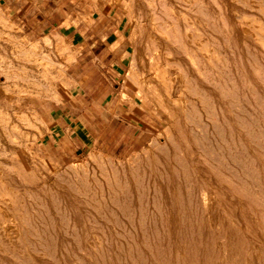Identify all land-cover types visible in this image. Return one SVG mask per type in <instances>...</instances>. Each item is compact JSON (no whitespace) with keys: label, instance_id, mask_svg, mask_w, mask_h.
Wrapping results in <instances>:
<instances>
[{"label":"rangeland","instance_id":"obj_1","mask_svg":"<svg viewBox=\"0 0 264 264\" xmlns=\"http://www.w3.org/2000/svg\"><path fill=\"white\" fill-rule=\"evenodd\" d=\"M177 1L0 0V264H9L6 263L8 261L10 264H28V262L34 261L33 263L31 262L34 264L36 263L35 260H37V263L40 260L39 264H154L152 262H155V264H189V261L190 263L192 262L191 264H195L194 260L197 262L196 264H216L215 252L216 254L218 253V248L212 241L213 237L209 234L207 236L201 233L198 229L197 231L193 229V235L197 236L194 242L192 241L194 239L191 238L193 235H189L191 233L189 232L190 229L184 228L185 232H188L186 234L187 236L189 235V240L190 238L191 240H187L188 243H184L186 241L184 239L181 240L183 243L180 240L172 241L170 238L174 237L175 234L185 235V233L179 234L180 229H175L171 226H167L169 232L161 234L157 231V234L155 230L161 226L159 221L163 216H160V213L162 214L163 210L167 212L165 208L169 205V202L165 198L160 199V201H154L153 198L156 194H151V196L147 195L146 197L147 204L149 203L151 206L148 204V207L145 204L142 207L135 201L133 195L139 198L140 190L142 191L141 193L149 194L148 190L143 192L140 186L142 182L150 181L149 178H152L151 181L154 180L155 185L153 184V188H161L160 183L156 182L157 176L154 175V168L160 163H154L152 166L153 163L146 164L144 162L152 158L150 155L153 156L157 152L158 147L166 146V137L174 135L176 132V138H179L184 147L187 146L190 150L187 149L188 151L186 152L188 153L185 152L188 156L185 153L183 155L182 152L179 153L183 157L182 159H184L185 155V158L188 157L186 158V161H188L190 152L194 150V156L195 154L198 155H196L197 157L204 155L203 157L213 161V163H219V169H221V159L219 158V161L217 157H220L218 146L222 144V141L219 140L221 134L220 126H218L219 122H217L215 114L219 109L217 107L221 103L227 106L225 103L229 100H234V103L237 104L240 102L239 100L243 101L245 98L244 103L242 102L243 104H237L241 106V109L239 106H234L235 108L237 107L235 109L236 112H239L244 117L248 114V105L251 106L253 104V108L251 106L250 111L255 112L257 116L253 112L251 117L248 114L250 118L246 115L248 120L245 118L242 121L238 120V126H240L241 134L244 136L251 134L253 129L251 135L254 136V131L256 130L257 132L259 130L260 133H256L257 137L249 135L252 138H250V145L253 144L252 147L258 148L257 153L261 154L260 151L264 152V145L262 146L264 135L261 132H264V114L262 112L264 110V66H261L264 64V56H262L264 49H257L256 47L259 46H255V44L257 45V40L255 39L264 40V0H257V2L254 0V3H258L256 8H250L244 2H239L238 0H223L225 4L226 2L228 3L227 5L222 3V0H179L178 3ZM229 1L234 3V6L232 4V6L229 5ZM188 3L193 5V8L190 9L192 10V13H189L190 17L184 16ZM179 4L180 6H178ZM236 6H240L238 9L242 10H236ZM200 7L206 12L202 14L201 20L207 26L211 25V23L212 25H217V29L220 26L218 29L219 35L228 36L229 29L232 32L231 27H235L236 31L232 32V34L230 33L229 39L221 41L211 37L218 33L208 30L205 34L202 31L194 30L192 27L198 26L195 22H198V24L201 22L200 18L197 20L200 15L196 16ZM227 12H229L228 15ZM244 12L247 15H243ZM207 16L208 18H206ZM42 17L47 18V24L40 22ZM254 17L255 19H253ZM227 20L230 21L227 22ZM162 25L163 27L165 26L166 31L162 28ZM243 26H250L248 32H242L241 28ZM93 35L96 37L94 40L85 38ZM236 35L241 37L239 42L242 45H239L235 51L232 43L235 45ZM247 35L251 36L252 41L244 40ZM163 42L166 43L164 44ZM166 46L167 49L172 47L173 50L172 48L166 50ZM231 46L232 48H230ZM80 48H85L83 50L84 53H87L88 49L93 48L99 55L86 56L83 54L79 56ZM237 50L245 55L243 56L239 52V54L236 53ZM259 50L262 52H259ZM165 52H169L168 56L165 55ZM181 54H183V58ZM234 54H237V56L235 57ZM241 55L242 58L240 57ZM177 56L178 59L181 58L178 60ZM195 56L199 57L203 62V74H207V78L213 82L212 96L216 93V90L218 91V95L216 93V97L215 95L213 96L214 101L212 102H207L203 95L193 96L189 99L181 90L185 88L188 93L189 90L187 88L191 89V85H194L191 82L190 75L192 72L195 75L191 65V61ZM91 59L95 61V64H93ZM183 60H186L187 64ZM96 65L99 68H96ZM244 66L247 69L246 71H244L245 69L243 70ZM248 70H251L249 74L251 75V80H248ZM243 72L246 73L243 74ZM227 74L228 76H226ZM235 75L238 80H236ZM224 77L227 78V81H225ZM260 77L263 78L261 79ZM246 78L248 79L246 80ZM231 79H233L232 82ZM253 80L257 84L259 82L260 85L258 88V85L254 82L255 94L258 92L257 90L263 89V91H260L261 93L258 92L261 98H259L258 94L257 97L255 94L254 98L251 97L253 96L251 91L254 88H250V84ZM229 84L232 85L230 86ZM206 85L211 86V83L208 81ZM220 86L229 92V96H225ZM233 86L238 87L237 91H234L235 88ZM241 86H244V88H241ZM245 87H248L250 93L246 92L248 89ZM155 88L158 89L156 90ZM242 89H246V91L243 90L244 95ZM247 93L249 96L251 95V98ZM217 96H219L218 98L221 97L218 101ZM193 98L195 99L193 100ZM206 102L207 105L213 108L212 110L215 108V111H211L212 114L207 115L206 107L204 108ZM191 104L195 105V107L199 105L196 109L198 111V108H200L199 110L202 111L196 113L195 109L191 112L188 110ZM232 106L230 105V109ZM254 106L257 107V110ZM242 110H245L246 113L245 111L243 113ZM257 111H260L261 117L258 116ZM213 113L215 114L213 115ZM204 114L206 116H203ZM211 115L213 116L211 117ZM195 117L198 121L194 119ZM238 117L239 115H237V119H241V117ZM258 118L259 121L262 120V123L261 121L258 122ZM204 120H207V124L209 122L217 126H215L216 128L214 126L210 128V134L212 132L217 133L210 135L214 137L208 136L211 141L206 137L207 129L205 128L206 132H203L202 127H199L205 124ZM245 120H250V123L246 122L248 126L244 125ZM196 121L197 123L195 124ZM256 122L258 123L256 124ZM250 124L252 129L249 126ZM196 125H199L198 127L201 129L198 130ZM256 126H259L257 127L258 130ZM242 127H247L245 131L249 129V133L246 131V134ZM262 127L263 129H261ZM200 130L201 134H198ZM194 135H196L195 139L197 138L198 141L200 139L199 145H197L198 141L194 140ZM200 135L204 136L203 139H201ZM262 137L263 140H261ZM259 139L261 143L263 142L262 144L258 143ZM188 142H193L190 144L191 146L194 145V148L190 144H186ZM211 142L218 145L214 144V146ZM204 144L207 145L205 146ZM203 145L207 148H203ZM207 149H209V153H207ZM150 152L151 154H149ZM263 152L261 155L264 157ZM231 160L228 161V164H226V160V163L223 162L226 165L223 168H227L228 165L227 169H229V171L227 169L222 171L223 173L226 172L229 176H236L235 173H232L235 172L234 168L236 166L239 169L238 172H244V162L240 163V161H235L236 159ZM201 161H203V158L200 159V163ZM237 162L240 165H236ZM229 163L232 166L230 167L231 169L229 168ZM140 166L142 168L139 171L141 176L139 172L133 174ZM252 167L256 170L259 168V164L253 163ZM107 169H117L118 175L116 178L122 181L123 185L129 184L131 190H134L132 192L136 193L130 192L132 196L128 194L129 197H127L128 195L125 196L124 193L118 195L117 199L125 201L126 204L128 203L127 207L123 206L124 202L122 204L121 201L120 205H117L116 202L112 204L113 201L111 202L107 192H104L108 190L106 184L103 183L102 191L98 187L96 190L92 189L96 187L98 178L100 180L105 179V173L109 172ZM149 171L151 174H149ZM123 173L128 174V181ZM240 173H237V176ZM243 174H240V176ZM242 177L245 178V176ZM254 177L255 174L252 176V186L258 190L264 189L263 183L261 184L259 180L260 175L258 176L259 183L253 180ZM83 182L96 194L92 195L90 191L83 189L81 186ZM147 187L148 185H146ZM99 193L105 195V197ZM94 195L98 198H93ZM120 196H122V199H120ZM127 198L129 199L127 200ZM227 200L230 199L228 198ZM244 200H242L243 204ZM162 201L167 205L165 206L161 203ZM239 202L241 201L239 200ZM93 203L96 204L94 205ZM114 204H116V207H121L122 205L124 209L116 208ZM157 204H160L159 208L162 207V209L157 208ZM258 204L261 210L260 214L264 215V206L261 205H264V203L259 201ZM137 207L139 209L135 211ZM245 207L239 206L237 208L241 209L242 212L237 209L235 210L236 212L233 210L231 212L228 208V212L225 209L221 212L222 217L220 218L222 221L230 218L237 220L231 223L228 221L230 223L229 228L231 225L232 233H234L235 225L236 228L239 226L243 230V227H245L247 230L246 224H242L243 220L241 219H244V216L241 213L251 217V220L247 219V221L252 222H248L250 223L249 229L253 227L255 229L252 230L257 232L256 229L258 227L256 224L259 220H262L257 216L254 217L252 210L248 207V213H244ZM238 211L241 215L238 214ZM143 213L151 214L146 215L147 217L145 218ZM154 213H158L156 214L158 216L156 217ZM250 213L253 215L250 216ZM166 217L169 221L168 216ZM141 223H143V226ZM254 223L255 225L252 226ZM211 226L208 225L209 229H211ZM15 230L21 233L19 232L17 235ZM96 231H101V235L100 233L99 235L102 240L98 241L96 245H90L89 243L91 242L86 239L91 233L94 235ZM104 232H107L109 236ZM120 232L127 234V237L125 236L124 238ZM142 236L145 238L147 236L148 239L146 238L145 240ZM231 237L234 238L233 236ZM170 243H175L176 246H169L168 244ZM156 244L159 246L157 247ZM181 244L187 246L183 247ZM86 245L89 247L93 246V248L90 247V250ZM143 245H147L145 246L146 248ZM167 246L171 249H168ZM149 247L153 251L151 250L150 252ZM143 248L145 249L144 251H142ZM87 249L92 251V253ZM84 250L86 251L84 252ZM150 253L157 256L152 254L154 258H152L154 260L152 262H150L152 257ZM221 254L219 252L218 256L221 257L223 255ZM259 258L255 257V264H264V260ZM181 260L182 263L180 262ZM231 264H238V261L231 259ZM241 264H244V262Z\"/></svg>","mask_w":264,"mask_h":264},{"label":"bare ground","instance_id":"obj_2","mask_svg":"<svg viewBox=\"0 0 264 264\" xmlns=\"http://www.w3.org/2000/svg\"><path fill=\"white\" fill-rule=\"evenodd\" d=\"M179 1V0H178ZM178 1H177V3H178ZM193 1V0H192ZM226 1V0H225ZM228 1V0H227ZM239 2H244L247 6H249L250 8H256L257 7V5H258V3H254L253 1L254 0H238ZM256 2H257V0H255ZM258 1H261V0H258ZM205 2V1H204ZM207 2V1H206ZM215 2V1H214ZM197 3H198V1H197ZM202 3V2H201ZM209 3V2H208ZM222 3H224L225 4V2H223V0H222ZM221 3V4H222ZM211 4V3H210ZM228 3L226 2V4L225 5H227ZM233 5L234 3H230V1H229V5ZM183 5H184V3H183ZM199 5V4H198ZM213 5V4H212ZM229 5H228V7H229ZM231 5V6H232ZM235 5H238V4H235ZM178 6H180V4L178 5ZM182 6V5H181ZM185 6V5H184ZM193 5L191 4V3H188V5H187V9H185L186 10V14H184V16H186V17H190V15H189V13L192 11V10H190L191 8H193L192 7ZM195 6H196V4H195ZM214 6V5H213ZM234 6V5H233ZM262 6V5H261ZM215 7V6H214ZM228 7H226V8H228ZM237 7V9L236 10H242V9H238V7L240 8V6H236ZM175 8V7H174ZM196 8H197V6H196ZM210 8V7H209ZM233 8V7H232ZM260 8V7H259ZM181 9V8H180ZM203 8H201L200 7V9L197 11V13H198V15H196V16H199L200 15V17H198V19L197 20H199V18H200V21L201 22H199V24H198V22H195V23H197V25L198 26H196L195 25V27H192L194 30H199V31H202V32H207L208 30L209 31H212V32H215V33H218V34H216V35H212L211 37L213 38V39H216V40H227V39H229L228 37L230 36V33L232 34V32H235L236 31V29H235V27H231L232 28V32H231V29H229V31H228V36L227 35H219V32H218V29H219V27H218V29H217V25L215 26V25H212V23H211V25L209 24L208 26H207V24L203 21V20H201V16H202V14L203 13H206L204 10H202ZM215 11H216V9H214ZM220 10V9H219ZM204 11V12H203ZM230 11V10H229ZM257 11V10H256ZM178 12V11H177ZM237 12V11H236ZM247 12V11H246ZM249 12V11H248ZM185 13V12H184ZM192 13V12H191ZM228 13L229 12H227V15H228ZM243 13V12H242ZM250 13H251V11H250ZM183 14V13H182ZM176 15V14H175ZM181 15V14H180ZM231 15V14H230ZM243 15H247V14H245V12H244V14ZM177 16V15H176ZM182 16V15H181ZM192 16V15H191ZM232 16V15H231ZM193 17V16H192ZM226 17V16H225ZM197 18V17H196ZM206 18H208V16L206 17ZM205 18V19H206ZM239 18V17H238ZM257 18V17H256ZM260 18V17H259ZM194 19V18H193ZM246 19H247V16H246ZM253 19H255V17L253 18ZM253 19H251V20H253ZM261 19V18H260ZM188 20V19H187ZM231 20V19H230ZM230 20H227V22L228 21H230ZM164 21V20H163ZM189 21V20H188ZM250 21V20H249ZM174 22V21H173ZM190 22V21H189ZM175 23V22H174ZM173 23V24H174ZM192 24H193V22H192ZM228 24V23H227ZM249 24V23H248ZM194 25V24H193ZM219 25V24H218ZM230 25V24H229ZM232 25V24H231ZM182 26V25H181ZM192 26V25H191ZM234 26H236V25H234ZM252 26V25H251ZM165 27V26H164ZM163 27V25H162V28H164ZM168 27H170V26H168ZM264 27V26H263ZM237 28H238V26H237ZM255 28V27H254ZM228 29V28H227ZM250 29V26H243L242 28H241V30H242V32H248V30ZM256 29V28H255ZM260 29V28H259ZM163 30V29H162ZM164 30L166 31V29L164 28ZM240 30V29H239ZM238 30V31H239ZM182 31V30H181ZM220 31V30H219ZM237 31V32H238ZM164 32V31H163ZM186 32H187V30H186ZM189 32V31H188ZM257 33V32H256ZM173 34V33H172ZM188 34V33H187ZM193 34V33H192ZM206 34V33H205ZM208 34V33H207ZM209 34H210V32H209ZM238 34V33H237ZM249 34V33H248ZM189 35V34H188ZM241 35H244V34H241ZM253 35H254V33H253ZM207 36V35H206ZM234 36V35H233ZM200 37V36H199ZM231 37H232V35H231ZM257 38H258V36H256ZM260 38V37H259ZM188 39H190V38H188ZM241 39V37L239 36V35H236V41H235V45H233V43H232V46H233V50H235V49H237V47L240 45V42H239V40ZM246 39L247 40H251L252 38H251V36H248L247 35V37H245L244 38V40L246 41ZM165 40V39H164ZM196 40H198V39H196ZM255 40H257L256 41V43H257V45L255 44V46H259V47H256L257 49H259V48H262V49H264V40L263 39H255ZM220 41V42H221ZM242 41V40H241ZM252 41V40H251ZM254 41V40H253ZM160 42H162V41H160ZM167 42V41H166ZM165 42V43H166ZM170 42V41H169ZM186 42V41H185ZM228 42V41H227ZM230 42H228V43H230ZM164 43V42H163ZM164 43V44H165ZM251 43V42H250ZM168 44V43H167ZM172 44V43H171ZM222 44V43H221ZM252 44V43H251ZM253 44V45H254ZM225 45V44H224ZM242 45V44H241ZM240 45V46H241ZM163 46H165V45H163ZM168 46V45H167ZM167 46H166V50H169V49H171L172 47H170L169 49H167ZM170 46V45H169ZM178 46V45H177ZM176 46V47H177ZM191 46V45H190ZM218 46V45H217ZM223 46V45H222ZM232 46L230 47V48H232ZM174 47V46H173ZM227 47V46H226ZM229 47V46H228ZM192 48V47H191ZM248 48H249V46H248ZM251 48V47H250ZM194 49V48H193ZM244 49V48H243ZM262 49H260V50H262ZM165 50V51H166ZM172 50H173V48H172ZM242 50V49H241ZM245 50V49H244ZM243 50V51H244ZM251 50V49H250ZM259 50V52H262V51H260ZM179 51V50H178ZM196 51V50H195ZM194 51V52H195ZM222 51V50H221ZM220 51V52H221ZM228 51V50H227ZM236 51V50H235ZM248 51V50H247ZM258 51V50H257ZM239 52V50H237V52L236 53H238ZM166 54L165 55H167L169 52H165ZM174 53V52H173ZM180 53H181V51H180ZM179 53V54H180ZM240 53V52H239ZM238 53V54H239ZM256 53V52H255ZM263 53V55L262 56H264V51L262 52ZM176 54H178V53H176ZM186 54V53H185ZM213 54V53H212ZM240 54H242L243 56L245 55L244 53H240ZM183 54H181V57L183 58V56H182ZM235 55V57L237 56V54H234ZM242 55L240 56L241 58H242ZM168 56V55H167ZM169 56H171V55H169ZM180 56V55H179ZM189 56V55H188ZM187 56V57H188ZM233 56V55H232ZM258 56H260V55H258ZM166 57V56H165ZM180 57V58H181ZM261 57V56H260ZM175 58V57H174ZM179 58V59H180ZM184 58H185V56H184ZM159 59H160V57H159ZM177 59H178V56H177ZM178 59V60H179ZM186 59V58H185ZM210 59V58H209ZM212 59V58H211ZM237 59V58H236ZM259 59V58H258ZM175 60V59H174ZM214 61H215V59H213ZM222 60V59H221ZM228 60V59H227ZM242 60V59H241ZM243 60H244V57H243ZM260 60V59H259ZM262 60H263V58H262ZM160 61V60H159ZM158 61V62H159ZM167 61V60H166ZM184 61V60H183ZM186 61V60H185ZM184 61V63H186ZM206 61V60H205ZM210 61V60H209ZM248 61V60H247ZM250 61V60H249ZM168 62H170V61H168ZM180 62V61H179ZM187 62H189L188 60H187ZM162 63V62H161ZM172 64H173V62H171ZM175 63V62H174ZM202 61L199 59V57H197V56H195L194 57V59L191 61V65L193 66V69L192 70H194V72H195V75H193V72H192V74L190 75V79H192V83H194V85H191V89H189V88H187L189 91H188V93L185 91V88L184 89H181L183 92H184V94H186L185 96H187L189 99H191V97H193V96H199V95H203L204 96V99L207 101V102H212V101H214L213 100V96L215 95V97H216V93L218 92L216 89V93L212 96V94H213V82L212 81H210L207 77H208V75L207 74H203V65H202ZM244 63H245V61H244ZM262 63V62H261ZM168 64V63H167ZM175 64H178V63H175ZM179 64H181V63H179ZM187 64V63H186ZM243 64V63H242ZM171 65V64H170ZM189 65H190V63H189ZM188 65V66H189ZM190 65V66H191ZM232 65V64H231ZM243 65H245V66H247V67H249L248 65H246V64H243ZM260 65V64H259ZM161 66V65H160ZM176 66V65H175ZM189 66V67H190ZM220 66V65H219ZM245 66H244V68H243V70L245 69ZM251 66V65H250ZM261 66H264V64L263 65H261ZM189 67H188V70H189ZM246 67V68H247ZM251 67H253V66H251ZM180 68H181V66H180ZM233 68V67H232ZM258 68V67H257ZM185 69V68H184ZM213 69V68H212ZM238 69V68H237ZM191 70V69H190ZM206 70V69H205ZM247 69H245L244 71H246ZM261 70V69H260ZM182 71H184V70H182ZM251 70H248V75L251 73L250 72ZM185 72V71H184ZM188 72V71H187ZM186 72V73H187ZM190 72V73H191ZM231 72V71H230ZM254 72V71H253ZM223 73H224V71H223ZM244 73H246V72H243V74ZM262 73V72H261ZM214 74V73H213ZM263 74V73H262ZM261 74V75H262ZM203 75H204V77H203ZM226 76H228V74L226 75ZM225 76V77H226ZM236 76V75H235ZM244 77H246L245 75H243ZM258 76V75H257ZM187 77V76H186ZM196 77V78H195ZM212 77V76H211ZM224 77V78H225ZM230 77V76H229ZM250 77H251V75H249L248 76V78H246V80L248 79V80H251L250 79ZM263 77H264V75H263ZM262 77V78H263ZM216 78V77H215ZM221 78V77H220ZM224 78H223V80H224ZM261 78V77H260ZM261 78V79H262ZM187 79V78H186ZM208 79V80H207ZM227 78H225V81H227L226 80ZM253 79V78H252ZM255 79V78H254ZM168 80V79H167ZM183 80H184V77H183ZM230 80V79H229ZM232 80L233 79H231V82H232ZM236 80H238L237 79V76H236ZM242 80V79H241ZM245 80V81H246ZM256 80V79H255ZM210 82L211 83V86L210 85H206V82ZM257 81V80H256ZM184 82H185V80H184ZM229 82V81H228ZM238 82V81H237ZM248 82H250V81H248ZM255 81L253 80V81H251V86H250V88L252 87V88H254L253 87V85L256 83L257 84V82H255ZM264 82V81H263ZM176 83H177V81H176ZM175 83V84H176ZM246 83V82H245ZM172 84V83H171ZM249 84V83H248ZM247 84V85H248ZM228 85V84H227ZM230 86L232 85V84H229ZM234 85V84H233ZM236 85H238V84H236ZM258 88H259V82H258ZM257 85H256V88H257ZM264 85V84H263ZM178 86V85H177ZM186 86V85H185ZM215 86V85H214ZM219 86V85H218ZM184 87V86H183ZM234 87V86H233ZM239 87H240V84H239ZM249 87V86H248ZM248 87L246 88V89H248ZM173 88V87H172ZM230 88V87H229ZM235 89H234V91H237L236 89L238 88H236V86L234 87ZM241 88H244V86H241ZM156 90L158 89V88H155ZM217 89H218V87H217ZM220 89H221V91L225 94V96H229V92L228 91H226V89H224V88H221V86H220ZM231 89V88H230ZM246 89H242V91L243 90H245L246 91ZM261 89V88H260ZM155 90V91H156ZM175 90V89H174ZM173 90V91H174ZM231 90H233V89H231ZM252 90V89H251ZM257 90V89H256ZM181 91V92H182ZM258 92H260V91H263V89H261L260 91L259 90H257ZM172 92V91H171ZM246 92H249L250 93V90L248 89V91H246ZM245 92V93H246ZM252 92V94L251 95H253V96H251L252 98H254L255 97V95H256V97L261 93H258L257 92V94H255V88L251 91ZM148 93V92H147ZM173 93V92H172ZM219 93H220V91H219ZM222 94V93H221ZM220 94V95H221ZM239 94V93H238ZM242 94V93H241ZM255 94V95H254ZM264 94V93H263ZM179 95V94H178ZM217 95H218V93H217ZM240 95V94H239ZM238 95V96H239ZM243 95H244V91H243ZM246 95V94H245ZM247 95H248V93H247ZM175 96V95H174ZM176 96H177V94H176ZM180 96V95H179ZM222 96H223V94H222ZM232 96V95H231ZM235 96V95H234ZM249 96V95H248ZM249 96V97H250ZM183 97V96H182ZM214 97V98H215ZM219 96H217V101H218V99H220V98H218ZM233 97V96H232ZM242 97V96H241ZM250 97V98H251ZM227 98V97H226ZM249 98V99H250ZM259 98H261L260 97V95H259ZM195 98H193V100H194ZM216 99V98H215ZM240 99V98H239ZM242 99V98H241ZM245 99V98H244ZM244 99H243V101H244ZM248 99V100H249ZM258 99V98H257ZM256 99V101L258 102V100ZM186 100V99H185ZM247 100V101H248ZM260 101H261V99H259ZM263 100H264V98H263ZM221 101V100H220ZM240 102L239 103H242L243 101H241V100H239ZM250 101V100H249ZM255 101V102H256ZM207 102L205 103V105H204V108L206 107V111H207V115L208 114H210L211 113V111H215V108H214V110H212L213 108L210 106V105H207ZM216 102V101H215ZM224 102V101H223ZM235 101L233 100H229V101H227L225 104L227 105V106H224V104H222L221 102V104L217 107V112H216V114L215 113H213V115L215 114L216 116H217V122H219V124H218V126H220V139L219 140H221L222 141V144L221 145H219L218 147H219V151L218 152H220V153H218L219 154V156L220 157H217L216 156V154H215V156L218 158V160H219V158L221 159V164H222V166H221V169L223 168V166H226V165H224L226 162H225V160L227 161V163L226 164H228V161H230L231 159L233 160V159H236L235 161H240V163H242V162H244V164H245V168L243 167V169H245V170H243L244 172H238L239 171V169H238V167L236 166L235 168H234V170H235V172H232L233 174L235 173V175L236 176H234L233 174V176H229V175H227L228 173H226V172H222V171H226V169L228 168V165H227V168L225 167V169L223 168V170H221V169H219V166H220V164L218 163V164H216V163H213V161H210V160H208L206 157H197L198 155L197 154H195V156H194V150H192L191 152H190V156H189V159H187L188 161H186V158H188V157H186L185 158V155H187L186 153H188V152H186V151H188L189 149H188V147L186 146V147H184V145L181 143V140H179V138L177 139L176 137L177 136H175V134L177 133L176 131V133L174 134V135H170V136H168V137H166V140H167V143H166V146H160V147H158V149H157V152L152 156V155H150V157H152L151 159H150V161H148V160H146V162H144V163H148V164H150V163H153L152 164V166L154 165V163H160V164H158L155 168H154V175L155 176H157L156 178H157V180H156V182L157 183H160V185H161V188H159V189H156V188H153V184L155 185V183H154V180H152L151 181V179L152 178H149L150 179V181H147V182H145L144 181V179H143V181L144 182H142L141 183V189L143 190V192H146L147 190H148V193L149 194H145V193H141L142 191L140 190V192H139V198L137 197H135L134 195H133V197L135 198V201H137V203L138 204H140L142 207H143V205H145V204H147V201H146V197H147V195H149V196H151V194H156V195H154V201H157V200H159L160 201V199H163V198H165V200H167L168 202H169V205H167V207L165 208V209H167V212L166 211H162L163 213L161 214L160 213V216L161 215H163L161 218L162 219H160V221H159V224L161 225L160 227H159V229H157V230H155L156 232L158 231L159 233H161V234H164L165 232L167 233V232H169L168 231V228H167V226L168 227H173V228H175V229H177V228H179L180 229V232H179V234H182V233H185V235H177V234H175V236L174 237H171L170 239L173 241V240H175V241H179L180 240V242H181V240L182 239H184V240H189V235H193L194 234V232H193V229L194 230H196L197 231V229L201 232V233H204L205 235H207V234H209L211 237H213L212 238V241H213V243L217 246V248H218V253L219 252H221L222 254V256L220 257V256H218V253L216 254V252H215V262H216V264H231V259H233V260H235V261H238V264H241L242 262H244V264H255V257H260L259 259L260 260H264V215H261L260 214V212H261V210H260V208H259V204H258V202L259 201H262L263 203H264V189H261V190H258L257 188V190L252 186L253 185V182H252V176H254V174H255V177L253 178V180H255V182H258L259 183V181H258V176L260 175V178H259V180H260V183L262 184V185H264V163H263V161H264V157L261 155L262 154V152L263 151H260L261 152V154H259V153H257V149H255L254 148V146L252 147V145H250L251 144V141H250V136H252V137H257L256 136V133L257 132H259V130H258V128L257 127H259V126H256V128H257V132H256V130L254 131V133H255V135L253 136V135H251L252 134V132H253V130L251 131V134H249V135H242L241 134V131H240V126H238V123H239V121L238 120H241L242 121V119L244 120V118L245 119H247V116H248V114L250 115V117L252 116L251 114H252V112L253 111H250L251 110V106H252V108H253V104L250 106V105H248V107H249V109H247V112H248V114H243V115H245V117L244 116H241V114H239V112H236V108L234 107V106H239V105H241V104H239V103H237V104H239V105H237V104H235L234 103ZM246 102V101H245ZM251 102H252V99H251ZM254 102V101H253ZM191 103H192V101H191ZM198 103V102H197ZM217 103V102H216ZM215 103V105H217ZM244 103V102H243ZM242 103V104H243ZM249 103V102H248ZM186 104V103H185ZM209 104V103H208ZM219 104V103H218ZM256 104V103H255ZM258 104V103H257ZM260 104V103H259ZM263 104V103H262ZM198 105V104H197ZM214 105V104H213ZM230 105L232 106V108L230 109ZM199 106V105H198ZM197 106V107H198ZM244 106V105H243ZM247 106V105H246ZM262 106V105H261ZM261 106H259V108L261 107ZM197 107H195V105H193V104H191L190 105V107L188 108V106H187V108H188V110H190L191 112L193 111V110H195ZM241 106H239V108H240ZM254 107H256V106H254ZM186 108V107H185ZM200 108H198V111H197V109H196V113L197 112H199V111H202V110H199ZM241 109V108H240ZM245 109V108H244ZM256 110H257V107L255 108ZM260 109H262V108H260ZM243 111V113H244V111L245 110H242ZM260 111H262V110H260ZM260 111H257V113H258V116H260L261 117V115H260ZM205 112V111H204ZM263 112V114H264V110L262 111ZM186 113V112H185ZM189 113V112H188ZM245 113H246V111H245ZM253 113H255V112H253ZM212 114V113H211ZM263 114H262V117H263ZM186 116H187V114H185ZM192 115V114H191ZM201 115V114H200ZM213 115H211V117L213 116ZM237 115H239V117H241V119L239 118V119H237ZM254 115V114H253ZM195 116V115H194ZM203 116H206L205 114L203 115ZM255 116H257L256 115V113H255ZM197 117V116H196ZM196 117L194 118L195 120H197L198 121V119H196ZM249 117V116H248ZM249 117V118H250ZM259 117V118H260ZM191 118V117H190ZM201 118H202V116H201ZM208 118V117H207ZM206 118V119H207ZM254 118V117H253ZM259 118L257 119L258 120V122H260L261 121V123H262V120H260L259 121ZM187 119V118H186ZM193 119V120H194ZM203 119H205V118H203ZM202 119V120H203ZM209 119V118H208ZM212 119V118H211ZM201 120V119H200ZM210 120V119H209ZM248 120V119H247ZM256 120V121H257ZM168 121V120H167ZM170 121V120H169ZM197 121L195 122V124L197 123ZM207 121V120H206ZM205 120L203 121V122H205V124L203 125H201V126H199V127H202V129H203V132H206L205 131V128L207 129V133H206V137H208V136H210L211 134H213V133H215V134H217L216 132H212L211 134L209 133V131L211 130L210 128H213V126H214V123L213 124H210L209 122H208V124H207V122H206ZM212 121H213V119H212ZM211 121V122H212ZM241 121H240V124H241ZM250 121V120H249ZM249 121H244V125H246V126H248L247 124H246V122H248V123H250ZM188 122V121H187ZM217 122H215V123H217ZM253 122V121H252ZM254 122H255V119H254ZM258 122H256V124L258 123ZM179 123V122H178ZM185 123V122H184ZM190 123V122H189ZM192 124H193V122H192ZM195 124H194V126H195ZM258 125H260V124H258ZM263 125V124H262ZM197 126V125H196ZM197 126V128H198V130L199 129H201V128H199ZM212 126V127H211ZM215 126H216V124H215ZM214 126V127H215ZM242 126V125H241ZM250 126V128H251V124L249 125ZM255 126V125H254ZM261 126V125H260ZM180 127H181V124H180ZM190 127H192V125H190ZM217 127V126H216ZM215 127V128H216ZM193 128V127H192ZM242 128H244V131H245V129L247 128H245V127H242ZM178 129V128H177ZM182 129V128H181ZM188 129V128H187ZM252 129V128H251ZM260 129V128H259ZM261 129H263V127L261 128ZM175 130V129H174ZM183 131H186V130H184V129H182ZM196 130V129H195ZM215 130H217V129H215ZM249 130V129H248ZM248 130H246V131H248ZM193 131H194V129H193ZM212 131H214L213 129H212ZM245 131V133L247 134V132ZM211 132V131H210ZM262 133H263V135H264V132L263 131H261ZM219 133V132H218ZM243 133V132H242ZM248 133H249V131H248ZM260 133V132H259ZM261 133V134H262ZM198 134H201V130H200V133H198ZM261 134H260V136H261ZM262 135V136H263ZM195 136L196 135H194V140L196 141L197 140V138L195 139ZM213 136V135H212ZM212 136H210V137H212ZM218 136H219V134H218ZM259 136V137H260ZM160 137V136H159ZM180 137V136H179ZM187 137V136H186ZM192 137V136H191ZM199 137V136H198ZM200 137H202V135H200ZM204 137V136H203ZM203 137L201 138V139H203ZM214 137V136H213ZM188 138V137H187ZM215 138H216V135H215ZM208 139H209V137H208ZM252 139V138H251ZM258 139V138H257ZM188 140V139H187ZM189 140H190V137H189ZM261 140H263V137H262V139ZM177 141V142H176ZM198 141V140H197ZM196 141V142H197ZM199 141H200V139H199ZM198 141V144L197 145H199V142ZM209 141H211V139H209ZM216 141V140H215ZM169 142H170V145H169ZM213 142V141H212ZM212 142H211V144H212ZM260 142V139L258 140V143ZM191 143V142H190ZM189 142L188 143H186V144H190ZM193 143V142H192ZM191 143V144H192ZM208 143V145H210V143L209 142H207ZM261 143V142H260ZM259 143V144H260ZM263 143V142H262ZM261 143V144H262ZM191 144H190V146H191ZM215 143H213L212 145H214ZM217 144V143H216ZM215 144V145H216ZM219 144H220V142H219ZM205 146L207 145V144H204ZM203 145V148L205 147ZM214 145V146H215ZM218 145V144H217ZM257 145V144H256ZM264 145V143L262 144V146ZM194 146V145H193ZM193 146H191V147H193ZM198 147V146H197ZM209 147H212V146H209ZM208 147V148H209ZM217 147V146H216ZM215 147V148H216ZM259 147V146H258ZM260 147H261V145H260ZM194 148V147H193ZM207 147H205V149H206ZM188 149V150H187ZM196 149V148H195ZM155 150V149H154ZM204 150V149H203ZM214 150V149H213ZM227 150H229V151H227ZM259 150H261V149H259ZM258 150V151H259ZM190 151V150H189ZM206 151H208L207 153H209L210 151H209V149H207ZM227 151V152H226ZM180 152H182V155H183V153H185V155H184V159H182L183 157L182 156H180ZM199 152V151H198ZM211 153H212V151H211ZM215 153H217L216 151H215ZM149 154H151V152L149 153ZM199 154V153H198ZM213 154V153H212ZM217 154V155H218ZM197 155V156H196ZM201 155V154H200ZM211 155V154H210ZM214 155V154H213ZM263 155H264V152H263ZM148 156V155H147ZM188 156V155H187ZM211 157V156H210ZM201 158H203V161H201V163H200V159ZM260 158H261V160H260ZM146 159V158H145ZM211 160H213L212 158H210ZM215 159V158H214ZM100 160V159H99ZM215 160H217V159H215ZM231 160V161H232ZM137 161V160H136ZM186 161V162H185ZM220 161V160H219ZM140 162V161H139ZM223 162H225L224 164H223ZM137 163V162H136ZM135 163V164H136ZM231 163H233V162H231ZM235 163V162H234ZM253 163H258L259 164V168L258 169H256V170H254L253 169ZM141 164V163H140ZM143 164V163H142ZM155 164V165H156ZM239 164V162H237V164L236 165H238ZM229 168L230 167H232L231 166V164L229 163ZM240 165V164H239ZM116 166V165H115ZM122 166V165H121ZM139 166V165H138ZM145 166H147V165H145ZM151 167V166H150ZM128 168V167H127ZM257 168V167H256ZM142 168H141V166H140V168H138L137 170L136 169H134V170H136L133 174H135V173H137V172H139L140 170H141ZM149 169V168H148ZM152 169V168H151ZM150 169V170H151ZM231 169V168H230ZM84 170V169H83ZM108 170V169H107ZM145 170H147V169H145ZM228 171H229V169H227ZM234 170H232V171H234ZM102 171V170H101ZM104 171V170H103ZM106 171V170H105ZM109 171V172H108ZM107 172V174L105 173V179L103 180H100L99 178L96 180V187L95 188H92V189H97V187H98V189H101L100 191H102L103 190V183L104 184H106L107 186H108V190L106 191H104V192H107V194L109 195H106V196H108L109 197V199L111 200V202H112V204L114 203V202H116L117 203V205H120L121 203L123 204V202H124V205L123 206H126L127 207V204L125 203V201H121V200H119V199H117V197H118V195L120 194V193H124V195L126 196V195H130L131 193L130 192H132V191H134V190H131V186L129 187L128 185H123L122 184V181H119L116 177H117V175H118V172H117V169L115 170H108ZM152 171V170H151ZM242 171V170H241ZM76 172V171H75ZM89 172V171H88ZM133 172V171H132ZM131 172V173H132ZM146 172V171H145ZM150 172V171H149ZM86 173V172H85ZM120 173V172H119ZM140 173V172H139ZM237 173H240V174H242V173H244L242 176H245V178L244 177H242V176H240V174L238 175V176H240V177H238L237 176ZM77 174V173H76ZM104 174V173H103ZM124 174V173H123ZM148 174V173H147ZM149 174H151V172L149 173ZM152 174H153V172H152ZM259 174V175H258ZM102 175V174H101ZM124 175H126V179H127V181H128V178H127V173H125ZM139 175V174H138ZM137 175V176H138ZM71 176V175H70ZM140 176H141V173H140ZM145 176V175H144ZM152 176V175H151ZM150 176V177H151ZM154 176V177H155ZM130 177V176H129ZM135 177V176H134ZM139 177V176H138ZM147 177V176H146ZM243 179H242V178ZM247 177V178H246ZM96 178V177H95ZM104 178V177H103ZM123 178V177H122ZM133 178V177H132ZM120 180H122L121 178H119ZM130 179V178H129ZM95 180V179H94ZM123 180H124V178H123ZM130 180H132V179H130ZM147 180V179H146ZM126 181V182H127ZM139 181V180H138ZM130 182V181H129ZM254 182V183H255ZM93 184H94V182H92ZM98 184V185H97ZM146 185H148V187L146 188ZM157 185V184H156ZM73 186V185H72ZM81 186H82V188L83 189H86V190H88V191H90L91 192V194L93 195V194H96V192H94L92 189H89V187L88 186H86L85 184H84V182L81 184ZM95 186V185H94ZM105 186V185H104ZM255 186V185H254ZM80 187V186H79ZM132 187H134V186H132ZM137 187H138V185H137ZM256 187V186H255ZM4 188V187H3ZM7 188V187H6ZM107 188V187H106ZM254 188V189H253ZM140 189V188H139ZM74 190V189H73ZM99 191V190H98ZM137 191V190H136ZM84 192V191H83ZM90 192H88V193H90ZM104 192H103V194H104ZM127 193V194H126ZM132 193H135V192H132ZM100 194V193H99ZM136 194V193H135ZM61 195V194H60ZM101 196H103V197H105V195H102V194H100ZM100 195H98L99 197H100ZM123 195V196H124ZM129 195L127 196V197H129ZM1 196V195H0ZM39 196V195H38ZM90 196V195H89ZM131 196H132V194H131ZM148 196V197H149ZM94 197H97L96 195H94L93 196V198ZM122 196H120V199H122L121 198ZM153 197V196H152ZM92 198V197H91ZM98 198V197H97ZM107 198V197H106ZM230 199V200H227V199ZM35 199V198H34ZM125 199V198H124ZM123 199V200H124ZM129 198H127V200H128ZM150 199V198H149ZM243 199H245L244 200V204L242 203V200ZM15 200V199H14ZM42 200V199H41ZM40 200V201H41ZM71 200V199H70ZM98 200V199H97ZM104 200V199H103ZM119 200V201H118ZM239 200L241 201V202H239ZM35 201V200H34ZM43 201V200H42ZM120 201H121V203H120ZM130 201V200H129ZM164 201V200H163ZM163 201L161 202V203H163ZM37 202V201H36ZM93 202H94V200H93ZM148 202H149V200H148ZM152 202V201H151ZM33 203H35V202H33ZM72 203V202H71ZM96 203H97V201H96ZM95 203V204H96ZM101 203V202H100ZM99 203V204H100ZM137 203H135L136 205H137ZM27 204V203H26ZM29 204V203H28ZM32 204V203H31ZM40 204V203H39ZM94 204V203H93ZM94 204V205H95ZM98 204V203H97ZM129 204H130V202H129ZM133 204H134V202H133ZM149 204V203H148ZM147 204V206L149 207V205ZM164 204V203H163ZM78 205V204H77ZM101 205V204H100ZM99 205V206H100ZM111 205V204H110ZM115 206L114 207H116V204H114ZM131 205H132V203H131ZM165 205V204H164ZM165 205V206H166ZM246 207H245V206ZM262 206H264L263 204H261ZM112 206V205H111ZM111 206H110V208H111ZM123 206L121 205V207H119V206H117V207H119V208H123ZM132 206H134V205H132ZM151 206V205H150ZM159 206H160V204H157L156 205V207L157 208H159ZM162 206V205H161ZM239 206L240 207H242V208H244L245 207V211H244V213H248L247 211V207L248 208H250V210H252V213L254 214V217H259V219H261L262 221H260L258 218V220L261 222H259L258 220V223L256 224V226L258 227L256 230H257V232L256 231H253L252 229H255V228H253L252 227V229H249V224L250 223H252V222H250L249 220H251L250 218L251 217H247V216H245L243 213H241L242 214V216H244V219H245V223H244V219H241L242 218V216H241V220H243V222H242V224H246V228H247V230L245 229V227H243L244 229L242 230L239 226V228L237 229L236 228V225H235V230H234V233H232L231 232V225H230V228H229V224L232 222V221H237V220H235L234 218H230V219H225V221H222L221 220V218L220 217H222V215H221V212H223V210L225 209L227 212H228V209H230L231 210V212H233V211H235L237 208H239ZM94 207V206H93ZM96 207V206H95ZM116 207V208H117ZM125 207V208H126ZM142 207H140V208H142ZM44 208V207H43ZM83 208V207H82ZM104 208V207H103ZM131 208V207H130ZM164 208V207H163ZM228 208V209H227ZM7 209V208H6ZM124 209V208H123ZM127 209V208H126ZM125 209V210H126ZM138 207L137 208H135V211H138ZM152 209V208H151ZM159 209H162V207L161 208H159ZM262 209V208H261ZM127 210H129V209H127ZM149 210V209H148ZM154 210H156V209H154ZM233 210V211H232ZM237 210H241V209H237ZM74 211V210H73ZM106 211V210H105ZM104 211V212H105ZM153 211V210H152ZM239 211H238V214H239ZM26 212V211H25ZM40 212V211H39ZM38 212V213H39ZM43 212V211H42ZM42 212H41V214H42ZM149 212H151V211H149ZM161 212V211H160ZM165 212V213H164ZM236 212V211H235ZM234 212V213H235ZM240 212H242V210L240 211ZM111 213V212H110ZM147 213V212H146ZM146 213H143V217H147L146 215H149V214H151V213H149V214H146ZM252 213H250V216L251 215H253ZM34 214V213H33ZM115 214V213H114ZM113 214V215H114ZM140 214V213H139ZM155 215L156 214H158V213H154ZM241 214H239V215H241ZM21 215V214H20ZM24 215V214H23ZM43 215V214H42ZM116 215V214H115ZM133 215V214H132ZM248 216H249V214H247ZM22 216V215H21ZM110 216V215H109ZM142 216V215H141ZM158 215H156V217H157ZM166 216H168V218H169V221L167 220V217ZM235 216V215H234ZM238 216V215H237ZM26 217V216H25ZM150 217V216H149ZM229 217V216H228ZM231 217V216H230ZM75 218V217H74ZM88 218V217H87ZM104 218V217H103ZM249 218V220L247 221V219ZM34 219V218H33ZM39 219V218H38ZM135 219V218H134ZM234 219V220H233ZM45 220V219H44ZM157 220V219H156ZM34 221V220H33ZM142 221V220H141ZM228 221L230 222V223H228ZM50 222V221H49ZM81 222V221H80ZM133 222H135V221H133ZM143 222V221H142ZM238 222H240L239 220H238ZM248 222H250V223H248ZM31 223V222H30ZM109 223V222H108ZM139 223V222H138ZM154 223V222H153ZM158 223V222H157ZM234 223H236V222H234ZM135 224V223H134ZM140 224V223H139ZM155 224V223H154ZM141 225L143 226V223H141ZM208 225L210 226V225H212V226H214L215 227V229H213L212 228V226H211V229H209V227H208ZM255 225V223L254 224H252V226H254ZM70 226V225H69ZM159 226V225H158ZM243 226H245V225H243ZM19 227V226H18ZM250 227H251V225H250ZM26 228V227H25ZM62 228V227H61ZM92 228V227H91ZM154 228V227H153ZM184 228H189L190 229V231L189 232H191V233H189V235L187 236V234H188V232H185V229ZM233 228V227H232ZM19 229V228H18ZM85 229V228H84ZM95 229V228H94ZM249 229V230H248ZM96 230V229H95ZM104 230V229H103ZM183 230H184V232H183ZM99 231V230H98ZM123 231V230H122ZM20 232V231H19ZM17 230H15V234H17L18 235V233H19ZM103 232V231H102ZM158 232H157V234H158ZM170 232H171V230H170ZM178 232V231H177ZM254 232H256V233H254ZM21 233V232H20ZM30 233V232H29ZM81 233V232H80ZM90 233V232H89ZM95 234L94 235H92V233L89 235V237H87V239H86V237H85V239L86 240H89L91 243H89L90 245H93V244H95L96 245V243L98 242V241H101L102 239H101V231L100 232H94ZM99 233H100V235H99ZM104 233H107V232H104ZM119 233V232H118ZM121 233V235H123V237L125 238V236L127 237V234H125V233H122V232H120ZM140 233V232H139ZM187 233V234H186ZM196 233V232H195ZM213 233V234H212ZM1 234V233H0ZM47 235V234H46ZM132 235V234H131ZM130 235V236H131ZM148 235V234H147ZM154 235V234H153ZM214 235H215V237H214ZM107 236H109L108 235V233H107ZM112 236V235H111ZM158 236V235H157ZM163 236V235H162ZM208 236V235H207ZM231 236H233L234 238H232ZM4 237H5V235H4ZM51 237V236H50ZM54 237V236H53ZM114 237H115V235H114ZM117 237H119V236H117ZM122 237V236H121ZM144 236H142V238H143ZM150 237V236H149ZM164 237H165V235H164ZM3 238V237H2ZM57 238V237H56ZM104 238V237H103ZM146 238H147V236H146ZM146 238L144 237V239L146 240ZM152 238V237H151ZM166 238V237H165ZM191 238H193L194 240H192V241H194L195 242V239H197V236L196 235H193V237H191ZM191 238H190V240H191ZM82 239V238H81ZM131 239V238H130ZM143 239V240H144ZM148 239V238H147ZM153 239H157V238H153ZM160 239H161V237H160ZM163 239V238H162ZM233 240V242H231L232 240ZM84 240V239H83ZM86 240L84 241L85 242V244H86ZM114 240V239H113ZM157 240H159V239H157ZM189 240V241H190ZM211 240V239H210ZM58 241V240H57ZM109 241H110V239H109ZM163 241V240H162ZM184 242V243H188V241L187 242ZM191 241V242H192ZM14 242V241H13ZM46 242V241H45ZM116 242V241H115ZM134 243V242H133ZM147 243V242H146ZM145 243V244H146ZM179 243V242H178ZM181 243H183V242H181ZM207 243V242H206ZM8 244V243H7ZM10 244V243H9ZM12 244V243H11ZM47 244V243H46ZM49 244V243H48ZM88 244V243H87ZM139 244V243H138ZM193 244V243H192ZM51 247H52V245L51 244H49ZM77 245V244H76ZM103 245V244H102ZM140 245V244H139ZM148 245V244H147ZM147 245H145V246H147ZM169 246H172V247H175L176 246V244L174 243V244H168ZM189 245V244H188ZM194 245V244H193ZM211 245H212V243H211ZM1 246V245H0ZM9 246V245H8ZM37 246V245H36ZM86 246H88V245H86ZM86 246H84V247H86ZM144 245H143V247L144 248H146ZM156 246L158 247L159 245H157L156 244ZM155 246V247H156ZM178 246H179V244H178ZM177 246V247H178ZM181 246H187V245H182L181 244ZM191 246V245H190ZM206 246V245H205ZM83 247V248H84ZM89 247V246H88ZM91 248H93V246H90ZM89 247V249L91 250V248ZM153 247V246H152ZM151 247V248H152ZM166 247V246H165ZM168 247V246H167ZM213 247H215V246H213ZM23 248V247H22ZM21 248V249H22ZM45 248V247H44ZM108 248H109V246H108ZM124 248V247H123ZM122 248V249H123ZM130 248V247H129ZM134 248V247H133ZM142 249V251H144L145 249ZM154 248V247H153ZM170 247H168V249H169ZM180 248V247H179ZM2 249V248H1ZM20 249V248H19ZM27 249V248H26ZM75 249V248H74ZM89 249H87V250H89ZM141 249V248H140ZM149 249H150V247H149ZM164 249V248H163ZM171 249V248H170ZM173 249V248H172ZM178 249V248H177ZM211 249H213V248H211ZM89 250V251H90ZM112 250V249H111ZM147 250H148V247H147ZM146 250V251H147ZM151 250L152 249H150L149 251L151 252ZM165 250V249H164ZM180 250V249H179ZM182 250V249H181ZM19 251H21V250H19ZM67 251V250H66ZM80 251V250H79ZM86 250H84V252H85ZM88 251V252H89ZM141 251V252H142ZM149 251H148V253H149ZM153 251V250H152ZM168 251V250H167ZM191 251V250H190ZM214 251V250H213ZM12 252V251H11ZM26 252H28V251H26ZM73 252V251H72ZM91 253H92V251H90ZM94 252V251H93ZM104 252V251H103ZM133 252V251H132ZM162 252H163V250H162ZM169 252V251H168ZM199 252V251H198ZM50 253V252H49ZM99 253H100V251H99ZM110 253V252H109ZM170 253V252H169ZM209 253H210V251H209ZM20 254V253H19ZM51 254V253H50ZM86 254V253H85ZM142 254H144L143 252H142ZM151 255L153 254V253H150ZM165 254V253H164ZM164 254H163V258H164ZM1 255H3V254H1ZM25 255V254H24ZM88 255V254H87ZM96 255H98V254H96ZM121 255V254H120ZM131 255H133V254H131ZM138 255V254H137ZM154 255V254H153ZM153 255H152V257H151V261L149 260L150 258L148 257V256H150V255H148V256H145L146 258H149L147 261H150V262H152V260L154 259L153 258ZM159 255H161V254H159ZM165 255H167V254H165ZM260 255V256H259ZM30 256V255H29ZM104 256V255H103ZM130 256V255H129ZM154 256H156V254L154 255ZM8 257V256H7ZM28 257V256H27ZM41 257V256H40ZM57 257V256H56ZM59 257V256H58ZM78 257V256H77ZM139 257H140V255H139ZM157 257V256H156ZM155 257V258H156ZM161 257V256H160ZM178 257V256H177ZM202 257H204V256H202ZM206 257V256H205ZM9 258V257H8ZM26 258V257H25ZM36 258H37V256H36ZM130 258V257H129ZM142 258V257H141ZM153 258V259H152ZM208 258V257H207ZM206 258V259H207ZM219 258V259H218ZM29 259H30V257H29ZM96 259V258H95ZM145 259V258H144ZM180 259V258H179ZM1 260H3V259H1ZM9 260V259H8ZM7 260V261H8ZM42 260V259H41ZM92 260V259H91ZM135 260V259H134ZM145 260V261H146ZM159 260H160V258H159ZM164 260V259H163ZM190 260H192V259H190ZM201 260V259H200ZM227 260H228V262H227ZM4 261H6V260H4ZM36 261V263H37V260H35ZM43 262H46V261H44V259L42 260ZM50 261V260H49ZM83 261V260H82ZM140 261V260H139ZM154 261V260H153ZM25 262H26V260H25ZM28 262V261H27ZM32 262V261H31ZM31 262H28V264H30ZM34 262V261H33ZM32 262V263H33ZM58 262V261H57ZM149 262V263H150ZM161 263H162V261H160ZM164 262H165V260H164ZM179 262V261H178ZM177 262V263H178ZM181 263H182V260L180 261ZM194 262H195V264L197 263L195 260H194ZM193 262V263H194ZM3 263V262H2ZM6 263H9L10 264V262L8 261V262H6ZM31 263V264H32ZM36 263H34V264H36ZM40 263V260H39V262L37 263V264H39ZM52 263V262H51ZM74 263H76V262H74ZM113 263V262H112ZM152 263H154L155 264V262H152ZM185 263V262H184ZM192 263V262H191ZM190 263V261H189V264H191ZM105 264V263H104ZM146 264V263H145ZM167 264V263H166ZM183 264V263H182ZM214 264V263H213Z\"/></svg>","mask_w":264,"mask_h":264},{"label":"crops","instance_id":"obj_3","mask_svg":"<svg viewBox=\"0 0 264 264\" xmlns=\"http://www.w3.org/2000/svg\"><path fill=\"white\" fill-rule=\"evenodd\" d=\"M40 22H45L46 24L48 23L47 18H45V17H42ZM88 35H90V34H88ZM85 38L88 39V40L96 39V37L94 35L93 36H86ZM80 49L81 50H80L79 56H82L83 54L86 55V56H97V55H99V53L95 52L93 48L88 49L87 53L83 52V50L85 48H80ZM91 61L93 62V64H95V61L93 59H91ZM96 68H99V67H97V65H96Z\"/></svg>","mask_w":264,"mask_h":264}]
</instances>
